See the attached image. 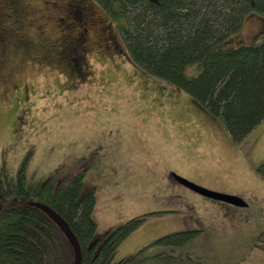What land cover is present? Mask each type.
Returning a JSON list of instances; mask_svg holds the SVG:
<instances>
[{
    "label": "rangeland",
    "instance_id": "obj_1",
    "mask_svg": "<svg viewBox=\"0 0 264 264\" xmlns=\"http://www.w3.org/2000/svg\"><path fill=\"white\" fill-rule=\"evenodd\" d=\"M263 16L245 17L244 43L264 31ZM187 96L132 62L99 2L0 0V177L16 182L23 164L32 183L84 170L99 237L147 215L112 264L183 229L201 230L222 264H264V120L235 141ZM172 172L248 204L203 195Z\"/></svg>",
    "mask_w": 264,
    "mask_h": 264
},
{
    "label": "trees",
    "instance_id": "obj_2",
    "mask_svg": "<svg viewBox=\"0 0 264 264\" xmlns=\"http://www.w3.org/2000/svg\"><path fill=\"white\" fill-rule=\"evenodd\" d=\"M95 1L116 23L132 62L189 93L233 140L264 120V31L252 43L239 37L248 14L264 15V0ZM196 63L199 73L188 75L187 66ZM257 169L264 174L263 164ZM32 200L69 222L82 246V264H112L123 239L147 218H130L99 237L96 187L86 188L84 170L66 176L58 171L32 183L23 164L16 182L0 177V264H73L67 236ZM200 232L167 233L115 264H222L200 242Z\"/></svg>",
    "mask_w": 264,
    "mask_h": 264
},
{
    "label": "water",
    "instance_id": "obj_3",
    "mask_svg": "<svg viewBox=\"0 0 264 264\" xmlns=\"http://www.w3.org/2000/svg\"><path fill=\"white\" fill-rule=\"evenodd\" d=\"M172 176L177 179L180 183L192 188L193 190L223 201H227L229 203H233L236 205H247V201L240 195L236 194H231V193H226V192H221L217 190H213L210 188H207L203 185H200L176 172L171 173ZM32 205H36L37 207L41 208L44 212H46L57 224L58 226L62 229V231L65 233L67 236L68 240L70 241L71 245L73 246L74 249V261L73 264H82L83 260V251H82V246L81 243L72 229L71 225L69 222L58 212L56 211L53 207L50 205L38 201V200H32L30 201ZM4 204L0 203V211L3 209Z\"/></svg>",
    "mask_w": 264,
    "mask_h": 264
},
{
    "label": "crops",
    "instance_id": "obj_4",
    "mask_svg": "<svg viewBox=\"0 0 264 264\" xmlns=\"http://www.w3.org/2000/svg\"><path fill=\"white\" fill-rule=\"evenodd\" d=\"M141 69H142V68H141ZM142 71H143V69H142ZM146 74H147V73H146ZM165 85L172 86L171 84H165ZM184 91H185V90H184ZM188 94H189V93H188ZM186 98L191 99V101H193V103L196 104V103H195V99L192 98L190 94H189V96H187ZM206 111H207V113H208V114H206V115H208V116L210 115L209 117L211 118V120L213 121V123H215V122L218 123V122H219L218 119H217V118H216L211 112H209L208 110H206ZM200 112H203V111L200 110ZM203 113H204V112H203ZM213 119H214V120H213ZM216 123H215V124H216ZM219 123H220V122H219ZM220 124H221V123H220ZM221 125H222V124H221ZM224 129H225V128H224ZM225 130H226V129H225ZM226 131H227V130H226ZM227 134H228V136H230L228 132H227ZM205 149H206V148H205ZM205 149H204V150H205Z\"/></svg>",
    "mask_w": 264,
    "mask_h": 264
},
{
    "label": "flooded vegetation",
    "instance_id": "obj_5",
    "mask_svg": "<svg viewBox=\"0 0 264 264\" xmlns=\"http://www.w3.org/2000/svg\"><path fill=\"white\" fill-rule=\"evenodd\" d=\"M73 38H75V36L73 37ZM76 40V39H75ZM74 67V66H73Z\"/></svg>",
    "mask_w": 264,
    "mask_h": 264
}]
</instances>
